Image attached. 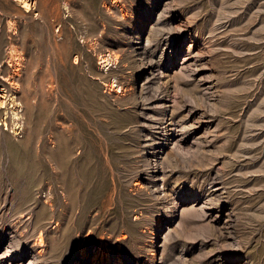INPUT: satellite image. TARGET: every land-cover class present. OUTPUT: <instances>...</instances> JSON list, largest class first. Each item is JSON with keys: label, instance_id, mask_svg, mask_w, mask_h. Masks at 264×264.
Masks as SVG:
<instances>
[{"label": "rangeland", "instance_id": "obj_1", "mask_svg": "<svg viewBox=\"0 0 264 264\" xmlns=\"http://www.w3.org/2000/svg\"><path fill=\"white\" fill-rule=\"evenodd\" d=\"M12 100L0 264H264V0H0Z\"/></svg>", "mask_w": 264, "mask_h": 264}, {"label": "bare ground", "instance_id": "obj_2", "mask_svg": "<svg viewBox=\"0 0 264 264\" xmlns=\"http://www.w3.org/2000/svg\"><path fill=\"white\" fill-rule=\"evenodd\" d=\"M11 53H12V51H11ZM55 54V53H54ZM12 55V54H11ZM53 57H54V55H52ZM14 57V56H13ZM103 59V58H102ZM103 62L104 63H106V66H109L110 64H109V60H106V59H104L103 60ZM162 60H160V61H156V60H154V59H152V60H150V61H148V66H149V69H151V70H153L154 68H156V67H159V68H161V66H162ZM147 65V64H146ZM9 66H12V62H10L9 63ZM5 81H7V79H4ZM147 90V89H146ZM148 100V99H147ZM146 101V100H145ZM11 104V105H10ZM15 107V101H11L9 104L7 103V102H1V106H0V108H2V109H7L6 110V112H5V116H6V118L8 117V115L10 116V114L13 116V118L15 119V120H19L21 117H20V114H19V112L18 111H15V110H13V111H11V109H13ZM55 110V109H54ZM5 125L6 126H8V124H7V121H5ZM19 125V124H18ZM44 152V151H43ZM42 151H37L36 152V156L38 157V158H40L41 156H42V153H43ZM54 157V156H53ZM23 170V167H19V174H16V175H20V172ZM24 171V170H23ZM231 238V237H230ZM100 259H102V261H100ZM94 264H105V259H103V258H101V256H100V253L98 252V255H97V257L95 258V260H94ZM109 264V263H108Z\"/></svg>", "mask_w": 264, "mask_h": 264}]
</instances>
